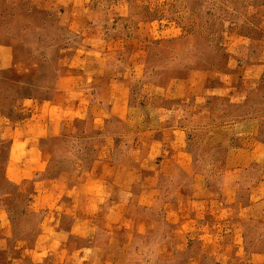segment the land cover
Wrapping results in <instances>:
<instances>
[{"label": "rangeland", "instance_id": "obj_1", "mask_svg": "<svg viewBox=\"0 0 264 264\" xmlns=\"http://www.w3.org/2000/svg\"><path fill=\"white\" fill-rule=\"evenodd\" d=\"M116 3L93 1L105 22ZM127 6L114 28L125 36L115 57L126 72L130 115L112 119L111 131L121 156L137 149L135 191H152L144 206L133 198L137 228L123 254L89 264H264V0ZM26 9L25 0H0V42L14 47L20 73L23 60L46 49L37 26L56 23ZM42 69L40 79H52L53 70ZM231 180L234 201L223 194Z\"/></svg>", "mask_w": 264, "mask_h": 264}, {"label": "crops", "instance_id": "obj_2", "mask_svg": "<svg viewBox=\"0 0 264 264\" xmlns=\"http://www.w3.org/2000/svg\"><path fill=\"white\" fill-rule=\"evenodd\" d=\"M25 1L27 13L56 23L34 28L38 43L53 52L41 48L36 59L23 60L22 73L13 69L20 63L14 47L0 42V264L120 257L137 228L133 198L144 206L152 191L150 185L135 191L137 149L121 156L111 131L112 119L130 115L126 72L115 57L125 36L114 28L128 0L106 9L108 24L94 0ZM46 65L50 80L40 79ZM234 188L231 180L223 189L231 201Z\"/></svg>", "mask_w": 264, "mask_h": 264}]
</instances>
